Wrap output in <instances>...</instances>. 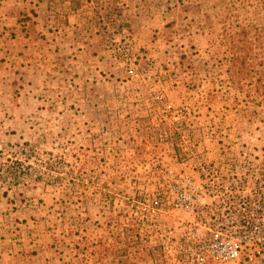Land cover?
Instances as JSON below:
<instances>
[{"label": "rangeland", "instance_id": "374dc122", "mask_svg": "<svg viewBox=\"0 0 264 264\" xmlns=\"http://www.w3.org/2000/svg\"><path fill=\"white\" fill-rule=\"evenodd\" d=\"M262 4L0 0L20 36L49 25L55 62L40 96L0 104V264H154L130 229L186 154L264 151ZM150 216L140 234L175 253L186 214Z\"/></svg>", "mask_w": 264, "mask_h": 264}, {"label": "built area", "instance_id": "2783aa9c", "mask_svg": "<svg viewBox=\"0 0 264 264\" xmlns=\"http://www.w3.org/2000/svg\"><path fill=\"white\" fill-rule=\"evenodd\" d=\"M186 155L190 166L163 185L159 206L150 211L153 217L164 208L186 214L187 231L178 236L175 253L161 243L164 260L176 255L179 264H264V151Z\"/></svg>", "mask_w": 264, "mask_h": 264}, {"label": "crops", "instance_id": "0c3cea01", "mask_svg": "<svg viewBox=\"0 0 264 264\" xmlns=\"http://www.w3.org/2000/svg\"><path fill=\"white\" fill-rule=\"evenodd\" d=\"M41 5V3H40ZM17 15L8 14L0 7V104H5L12 89H18L22 96L29 98L40 96L46 87L51 85V67H54L52 54L46 50L53 42L48 38L51 33L49 25L45 26L39 22L34 26L30 34L18 33ZM16 27V28H15ZM45 29L49 35L43 37ZM15 34H10V32ZM43 31V33H40ZM34 32V33H33ZM57 42V40H55ZM33 57L27 59V50ZM24 53V54H23ZM87 80V78H85ZM48 91V90H46ZM5 97H4V96ZM39 103L41 99L36 98ZM4 101V102H3ZM6 254L8 252H5ZM2 255V253H0ZM2 256H0V259Z\"/></svg>", "mask_w": 264, "mask_h": 264}, {"label": "trees", "instance_id": "16d2710c", "mask_svg": "<svg viewBox=\"0 0 264 264\" xmlns=\"http://www.w3.org/2000/svg\"><path fill=\"white\" fill-rule=\"evenodd\" d=\"M261 9H264V4L259 5ZM259 45L264 46V32H259ZM139 213V212H138ZM141 216L145 217L139 221V226L130 229V234L134 237V245H136V250L141 254V259L144 261L151 260L154 264H168L167 261L164 260L162 246L161 244L150 245L148 241L149 236H145L144 234H140V230L143 229L144 225L141 223L149 224L150 213H139Z\"/></svg>", "mask_w": 264, "mask_h": 264}]
</instances>
